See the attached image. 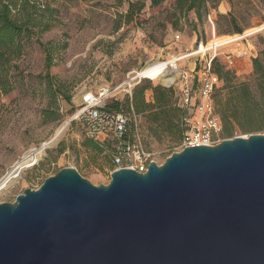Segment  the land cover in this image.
I'll return each mask as SVG.
<instances>
[{
    "label": "water",
    "instance_id": "1",
    "mask_svg": "<svg viewBox=\"0 0 264 264\" xmlns=\"http://www.w3.org/2000/svg\"><path fill=\"white\" fill-rule=\"evenodd\" d=\"M0 264H264V134L94 185L74 167L0 203Z\"/></svg>",
    "mask_w": 264,
    "mask_h": 264
},
{
    "label": "rangeland",
    "instance_id": "2",
    "mask_svg": "<svg viewBox=\"0 0 264 264\" xmlns=\"http://www.w3.org/2000/svg\"><path fill=\"white\" fill-rule=\"evenodd\" d=\"M172 2L168 0L155 8L147 2L139 20L130 23L124 17L127 2L58 0L52 4L59 9L57 20L50 30H36L25 41L23 55L13 62L11 71L15 88L0 96V183L27 152L43 145L46 148L36 163L0 190V203L14 202L28 188L38 189L48 177L66 167L76 168L94 185L109 184L115 141L110 137L100 140L105 143L102 153L85 146L89 137L86 125L72 119L81 94L108 90L112 92L108 101L111 103L131 97L133 90L144 84L165 87L168 83L155 79L128 81L148 64L192 53L214 36L244 35L249 29L264 25L263 0H207V11L203 10L200 18L194 11L172 18ZM38 41L49 45L53 55L51 68L47 67V49ZM239 42L241 45L221 47L216 59L240 81H246L253 72V59L263 48L264 30ZM240 53L242 56L237 57ZM228 54L235 59L233 65L227 60ZM213 56V51L195 55L178 61V65L187 70L197 65V70L203 72L206 61ZM222 87L221 81L219 88ZM221 94L219 90L216 96ZM145 99L152 101L151 89L145 92ZM126 113L131 117L133 139L152 152L158 164L181 151V142H173L169 136H152L145 115L133 110ZM251 134H264V130L244 133L236 128L231 137L223 132L220 137L224 140Z\"/></svg>",
    "mask_w": 264,
    "mask_h": 264
},
{
    "label": "trees",
    "instance_id": "3",
    "mask_svg": "<svg viewBox=\"0 0 264 264\" xmlns=\"http://www.w3.org/2000/svg\"><path fill=\"white\" fill-rule=\"evenodd\" d=\"M57 1L0 0V96L10 93L15 88V76L11 71L14 67L13 62L23 55L25 41L30 40L36 30L45 32L53 27L59 9L52 4ZM117 1L119 4L128 3V11L124 17L130 23L139 20L147 2L155 8L168 0ZM206 4L207 0H173L169 15L177 18L194 11L200 18L203 10L207 11ZM238 32L241 33L242 30ZM38 42L47 49V67L51 68L53 55L49 45ZM212 70L223 82V87H218L213 95L215 112L222 121L223 133L231 137L233 129L236 128L244 133L263 131L264 44L259 56L253 59V72L248 80L240 81L232 70L226 69V66L216 58L213 59ZM149 89L153 91L151 102L145 99V92ZM219 90L222 94L218 97L216 95ZM106 109L123 113L133 110L135 114H143L147 120V130L152 136L159 139L169 136L176 143L183 140L185 133L183 118L186 112L179 106L174 88L144 84L134 89L132 96H127L124 101L115 99L108 103ZM84 144L98 153L105 151V143L100 140L88 137ZM110 162L114 168L113 154Z\"/></svg>",
    "mask_w": 264,
    "mask_h": 264
},
{
    "label": "built area",
    "instance_id": "4",
    "mask_svg": "<svg viewBox=\"0 0 264 264\" xmlns=\"http://www.w3.org/2000/svg\"><path fill=\"white\" fill-rule=\"evenodd\" d=\"M220 48L209 49L205 53L206 55L213 51L214 56L206 61L203 72L197 70V65L190 70L179 68L175 79L170 84H165V87L175 89L178 104L186 112L183 118L185 133L181 142V151L189 146L216 145L223 141L220 137L223 124L215 112L213 101V95L220 86L221 79L213 72L212 62ZM240 56L241 53L237 57ZM227 60L231 65L235 63L231 54L227 55ZM170 72L176 73V69ZM167 73H169L168 68L161 74ZM138 79L137 83L154 80L150 77ZM111 93L108 90L99 93L89 90L81 94L79 108L72 119L83 121L86 125V134L91 138L114 139L113 171L131 168L145 173L150 162L155 161L154 155L141 142L133 139L130 133L131 117L128 114L106 109Z\"/></svg>",
    "mask_w": 264,
    "mask_h": 264
},
{
    "label": "bare ground",
    "instance_id": "5",
    "mask_svg": "<svg viewBox=\"0 0 264 264\" xmlns=\"http://www.w3.org/2000/svg\"><path fill=\"white\" fill-rule=\"evenodd\" d=\"M264 30V25L256 28H251L244 33V35H225V36H214L213 40L209 42L207 45H202L199 51L197 49L189 54H184L180 56H174L166 61H156L154 63L148 64L144 69L136 71L133 77H130L128 83L132 82L138 78L150 77L155 80H160L163 83L170 84L176 77V74L179 71L180 65H178V61H185L188 58L195 56L199 53L205 54L209 49H214L216 47H225L231 45H241L239 42L241 39L251 36L257 32ZM166 68H168L169 73L161 74ZM176 69V73L170 72V70ZM161 74V75H160ZM159 77L160 79H157ZM123 86V85H122ZM46 146L43 145L38 149H32L27 152L21 160L16 164L14 168L10 170L8 175L1 181L0 190L5 189L14 179L19 177L24 169L30 167L32 164L36 163L40 158L41 153L44 152ZM41 157V156H40Z\"/></svg>",
    "mask_w": 264,
    "mask_h": 264
}]
</instances>
